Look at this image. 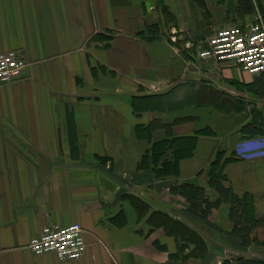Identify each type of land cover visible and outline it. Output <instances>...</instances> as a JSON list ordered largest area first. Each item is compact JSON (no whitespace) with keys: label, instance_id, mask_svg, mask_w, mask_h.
<instances>
[{"label":"crops","instance_id":"crops-1","mask_svg":"<svg viewBox=\"0 0 264 264\" xmlns=\"http://www.w3.org/2000/svg\"><path fill=\"white\" fill-rule=\"evenodd\" d=\"M205 2L211 18L190 0H0V51L17 49L29 62L22 77L0 84V264H224L234 246L237 256L264 249L231 235L226 203L209 217L217 229L170 190L207 186L224 149L235 158L224 165L227 183L253 194L264 218V156L237 151L264 137L240 130L253 106L264 116V97L249 88L256 74L197 55L201 28L256 14L227 11L232 0ZM151 22L160 26L155 37ZM166 134L195 136V146L178 173L157 175L145 154ZM131 196L195 228L204 258L169 260L179 240L152 227L148 212L139 216ZM71 222L83 227L80 258L29 249L43 226Z\"/></svg>","mask_w":264,"mask_h":264},{"label":"trees","instance_id":"trees-1","mask_svg":"<svg viewBox=\"0 0 264 264\" xmlns=\"http://www.w3.org/2000/svg\"><path fill=\"white\" fill-rule=\"evenodd\" d=\"M190 1L195 8L201 10L203 17L208 18L210 16V10L205 0ZM232 4L226 8L227 11L243 10L255 14L259 12L264 21V7L257 0H232ZM160 31L158 22H151L147 26V33L151 37L157 36ZM249 88L253 89L258 96L264 97V70L254 76L249 83ZM250 112L251 119L240 127L241 132L244 135L264 136L262 111L253 106ZM154 144L151 147V154L146 152L145 158L150 155L155 173L157 175L176 174L179 171V159L192 154L195 136L193 138L170 137L166 134L164 138ZM234 159L232 154H227L224 149H219L210 163L207 186L194 181H183L171 185L170 190L183 196L186 201L185 210L187 212L203 219L210 227L217 229L219 226L212 222L209 217L213 210L218 209L222 203H226L228 205L227 215L231 221L230 232L238 237L244 246L254 244L264 247V237L260 236L257 230L258 223H262L264 218H260L257 214L254 195L250 193L238 194L227 183L224 165ZM207 187L213 189L215 192L213 196L207 192ZM131 199L139 216L148 212L147 222L152 227H162L167 234L174 235L179 240L178 249L174 253H169V260L184 262L189 258H199L205 255L206 243L195 228L166 212L150 210V205L136 196H131ZM233 260L235 264H264V258L260 257L239 255Z\"/></svg>","mask_w":264,"mask_h":264},{"label":"built area","instance_id":"built-area-1","mask_svg":"<svg viewBox=\"0 0 264 264\" xmlns=\"http://www.w3.org/2000/svg\"><path fill=\"white\" fill-rule=\"evenodd\" d=\"M200 58L227 63L258 74L264 70V21L259 12L253 21L213 29L198 49ZM28 60L17 49L0 51V84L23 76ZM260 138V137H259ZM35 253L52 252L60 260L78 259L86 249L83 227L79 222L47 224L28 242Z\"/></svg>","mask_w":264,"mask_h":264},{"label":"rangeland","instance_id":"rangeland-1","mask_svg":"<svg viewBox=\"0 0 264 264\" xmlns=\"http://www.w3.org/2000/svg\"><path fill=\"white\" fill-rule=\"evenodd\" d=\"M209 9H211V8H209ZM212 9L213 10H215L216 9V11L217 12H220L221 11V9H222V7H218V6H212ZM216 14V13H215ZM220 16H222V13L220 14ZM208 18H211L210 16L208 17ZM187 19H188V17H187ZM198 18H197V24H196V22H193V26L196 28H201V26H200V21L198 22ZM235 23H237V22H235ZM230 24H234V23H232V22H226V23H223V24H221V25H217L216 27H220V26H224V25H230ZM215 26V25H214ZM162 29H163V31H165L164 30V28L162 27ZM202 29V35H200L201 36V39L200 40H202V39H204L206 36H208L209 34H211L212 33V31H213V28L211 29L210 28V26L208 27V29L206 30V29H203V28H201ZM196 42V41H195ZM212 188H210V187H208L207 188V190H209V192L211 193H213V189L211 190ZM175 193V192H174ZM180 195V194H179ZM258 206L259 207H261V202L260 201H258V204H257V208H258ZM223 214H224V216L226 217V214H225V212L222 210V209H220V213H219V216H218V219H220L221 217H223ZM258 225L260 226L259 228H258V233L260 234V236H262V237H264V222L262 221V223H258ZM231 233V232H230ZM231 235H233V236H235L234 234H232L231 233ZM231 242H233V240L231 241ZM234 244V243H233ZM252 245H254V244H252ZM235 248H237V246H234L233 248H232V254L234 255V256H232V257H227V259H225V260H223V261H225V263L224 264H235V263H233L231 260H233V258L234 257H236L237 255L236 254H239L240 253V251L241 250H238V249H235ZM243 251H246L247 253L246 254H248V256H252V257H260V256H256V254L258 253V254H260V255H262L263 257H260V258H264V249H258L257 250V248L256 247H252V248H249L248 249V247L246 248V249H242ZM236 252H239V253H236ZM205 256V255H204ZM204 256L203 257H199L200 259H202V258H204ZM234 261V260H233Z\"/></svg>","mask_w":264,"mask_h":264},{"label":"clouds","instance_id":"clouds-1","mask_svg":"<svg viewBox=\"0 0 264 264\" xmlns=\"http://www.w3.org/2000/svg\"><path fill=\"white\" fill-rule=\"evenodd\" d=\"M245 144L251 145V147L246 148L243 151H241L239 148L237 149L238 154L244 159H252L264 156V137L256 141H246Z\"/></svg>","mask_w":264,"mask_h":264}]
</instances>
